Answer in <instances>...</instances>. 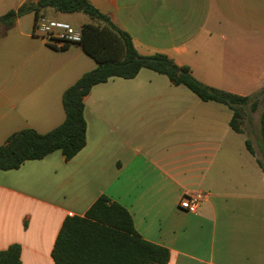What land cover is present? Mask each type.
<instances>
[{
  "label": "crops",
  "instance_id": "0c3cea01",
  "mask_svg": "<svg viewBox=\"0 0 264 264\" xmlns=\"http://www.w3.org/2000/svg\"><path fill=\"white\" fill-rule=\"evenodd\" d=\"M87 1L142 56L164 54L235 95L264 87V0ZM6 3L0 17L12 10ZM68 15L39 13L69 24ZM87 18L80 27L95 23ZM34 23L25 14L0 35V146L21 130L45 134L62 124L64 91L96 68L78 45L46 44ZM231 118L227 106L148 69L93 86L80 152L0 170V251L18 244L21 264H54L63 220L84 216L105 195L128 211L142 239L169 251L168 264H264V173ZM186 195L199 197L195 213L179 208Z\"/></svg>",
  "mask_w": 264,
  "mask_h": 264
},
{
  "label": "trees",
  "instance_id": "16d2710c",
  "mask_svg": "<svg viewBox=\"0 0 264 264\" xmlns=\"http://www.w3.org/2000/svg\"><path fill=\"white\" fill-rule=\"evenodd\" d=\"M46 8L64 14L83 13L95 21L82 25L81 42L70 45L80 46L96 63V68L83 74L64 91L65 119L62 124L45 134L25 129L8 137L0 146L2 171L18 169L26 161L43 159L55 151H60L65 160L73 158L86 144L84 98L93 86L111 78L132 79L142 69L165 75L172 85L185 86L200 100L227 106L232 111L230 128L239 134L243 133L240 121L246 107L251 103V110L255 111L258 105L255 99L264 93V87L250 96L228 93L202 84L192 76L189 67L178 66L164 54H138L131 37L87 0H28L0 17L2 34L18 17L34 13L36 21L40 11ZM260 131L264 139V104ZM245 145L264 173V160L257 157L248 139ZM20 252L18 244L8 246L0 251V264H21ZM51 258L54 264H168L169 251L142 239L135 231L128 211L101 195L84 216H67L63 220Z\"/></svg>",
  "mask_w": 264,
  "mask_h": 264
},
{
  "label": "built area",
  "instance_id": "2783aa9c",
  "mask_svg": "<svg viewBox=\"0 0 264 264\" xmlns=\"http://www.w3.org/2000/svg\"><path fill=\"white\" fill-rule=\"evenodd\" d=\"M33 34L42 38L46 44L55 48L63 49L70 44H78L81 42V31L74 29L67 23L49 20L39 17L34 23ZM199 203L197 195L183 196L179 208L188 212L195 213Z\"/></svg>",
  "mask_w": 264,
  "mask_h": 264
},
{
  "label": "rangeland",
  "instance_id": "374dc122",
  "mask_svg": "<svg viewBox=\"0 0 264 264\" xmlns=\"http://www.w3.org/2000/svg\"><path fill=\"white\" fill-rule=\"evenodd\" d=\"M21 0H7V3L3 6L6 9L15 8ZM45 9H42L41 11H44ZM50 11H55L52 8H48ZM6 13V12H5ZM68 17H70V26H72L74 29H79L80 22L82 19H88L85 14L81 13H73L69 14ZM2 28L0 27V35H2ZM53 48V47H52ZM55 49V48H54ZM59 50V49H58ZM86 55V54H85ZM85 59H87L90 63L94 64V61L89 58L87 55L85 56ZM263 82V81H262ZM257 100V108L255 111L251 110V103L246 107L245 113L242 115L241 121H240V128L242 129L244 133V139H248L256 152L257 157L263 161L264 160V139L260 131V115L262 112L263 104H264V93L259 94L258 97H256Z\"/></svg>",
  "mask_w": 264,
  "mask_h": 264
}]
</instances>
